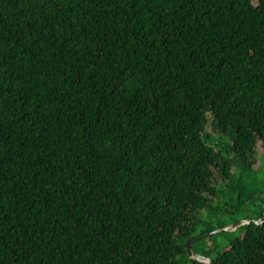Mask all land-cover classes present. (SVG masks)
I'll return each mask as SVG.
<instances>
[{
    "label": "trees",
    "instance_id": "obj_1",
    "mask_svg": "<svg viewBox=\"0 0 264 264\" xmlns=\"http://www.w3.org/2000/svg\"><path fill=\"white\" fill-rule=\"evenodd\" d=\"M261 171L264 0H0V264H181Z\"/></svg>",
    "mask_w": 264,
    "mask_h": 264
},
{
    "label": "rangeland",
    "instance_id": "obj_2",
    "mask_svg": "<svg viewBox=\"0 0 264 264\" xmlns=\"http://www.w3.org/2000/svg\"><path fill=\"white\" fill-rule=\"evenodd\" d=\"M243 182L246 186H248V185L256 186L258 191L261 190V196L264 197V171L257 172L254 175L253 174L248 175L247 177H245L243 179ZM225 205H227L229 207H231V206L233 207V201L230 200V198L228 196L224 199L223 202H221L219 204L220 209L221 210L227 209V207ZM260 210H261L260 207H255V206L249 205V203H244L240 207V210L234 214L224 215V214H218V212H214V213L211 212L210 216H209V217H211V223L215 226L219 223L225 227H223L221 230H219V231L224 232V233H222V235L219 234L209 241H212L213 244H216L218 246V248L223 247L228 241H230L231 239L238 237L240 235V232H241L240 227L241 226L237 227L240 222H243V221L257 222V221H259L257 219H258V215L260 214ZM233 211H235V210H233ZM261 213H262V210H261ZM235 227H237V228H235ZM233 228H235V229H233ZM198 231L195 233V236H193V237H197V236L201 235V234H198ZM217 231H214V232H217ZM219 233H221V232H219ZM205 244H208V242L207 241H206V243L205 242H198L197 244H195L193 246V250L199 251V249L204 247ZM195 254H197V253H195ZM187 256L188 255L186 252L185 256L181 255L178 257V260L181 262V264H191L190 261L188 260Z\"/></svg>",
    "mask_w": 264,
    "mask_h": 264
},
{
    "label": "water",
    "instance_id": "obj_3",
    "mask_svg": "<svg viewBox=\"0 0 264 264\" xmlns=\"http://www.w3.org/2000/svg\"><path fill=\"white\" fill-rule=\"evenodd\" d=\"M263 220L264 219H261V220H259L257 222L243 221V222H240L237 227L243 226V225H246V224H256V225H259V224H261L263 222ZM237 227H235V228H237ZM235 228H233V229H235ZM217 232H221V231H217ZM217 232H211V233H208V234H205V235H200V236H197V237H193L192 239L187 240V242L185 244L187 255L190 258H197V257H199V256L195 255L191 251L190 244L193 243L194 241H197V240L201 239V238H205V237H209L211 235H214ZM206 264H209V262L207 260H206Z\"/></svg>",
    "mask_w": 264,
    "mask_h": 264
}]
</instances>
